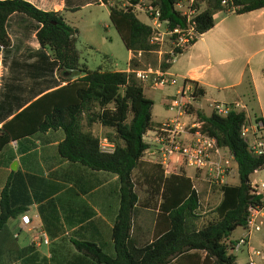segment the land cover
Masks as SVG:
<instances>
[{
	"label": "trees",
	"instance_id": "1",
	"mask_svg": "<svg viewBox=\"0 0 264 264\" xmlns=\"http://www.w3.org/2000/svg\"><path fill=\"white\" fill-rule=\"evenodd\" d=\"M101 1L108 6L111 24L125 48L132 53L128 61L129 71L103 69L101 66L90 69L86 64L79 63L77 30L65 21L61 12L42 11L25 0H0L2 48L10 45L5 29L6 19L12 13L24 14L39 24L37 41L40 46L50 49L59 71L70 74L67 78L77 76L66 85L43 95L4 124L3 130L9 131L0 134V146L14 136L9 125L34 110L37 114L28 122H34L36 130L63 129L65 138L58 145V151L64 158L92 170L117 175L120 202L112 230L115 256H108L90 242L75 241L78 250L100 264H168L171 258L178 259L191 251L196 252L192 256L193 264H237L233 254L237 238L232 239L231 233L240 227L244 229L251 210L264 204L263 193L252 189L249 179L251 174L264 169V155H254L240 136L242 124L250 120L244 110H231L224 116L195 111L200 130L213 137L221 150L231 154L236 164L238 183L218 186L221 193L219 202L210 213L202 215L200 194L193 189L189 178L183 174L168 177L158 174L149 182L150 193L160 198L157 223L160 224V219H163L167 224L147 246L137 248L132 244L129 230L138 202L132 173L148 148L143 136L151 128L153 106V101L143 92L144 84L136 78L133 70L144 67L146 63L167 70L173 58L184 50L174 48L173 55H170L169 47L159 59L157 51L160 47L150 40V26L137 18L132 7L122 8L111 5L109 0ZM127 1L136 4L141 0ZM142 1L158 9L160 20L169 29H184L192 25L198 36L214 26V15L218 12L243 14L264 8V0H194L196 14L188 21L186 16L174 9L178 0ZM170 38L173 39L174 35ZM137 52H141L140 57L136 56ZM193 85L196 87V83ZM195 92V97L202 95L199 88ZM56 96L66 100H51L46 115H43L44 109L40 106L36 108L45 97L55 99ZM82 113L87 123L96 122L103 128V137L114 145L112 153L99 151V138L81 124ZM7 217V212L0 215V230L5 226ZM199 251L205 252L203 259L197 254Z\"/></svg>",
	"mask_w": 264,
	"mask_h": 264
},
{
	"label": "crops",
	"instance_id": "2",
	"mask_svg": "<svg viewBox=\"0 0 264 264\" xmlns=\"http://www.w3.org/2000/svg\"><path fill=\"white\" fill-rule=\"evenodd\" d=\"M25 1L42 11L61 12L65 21L74 29L76 28L67 19L68 14L97 6L103 8L109 15L108 6L101 0ZM217 14L214 15L215 24L209 30L225 20V17H222L216 22ZM235 15L236 20L241 23L237 26V31L229 27L228 30L226 27L224 28L225 34L231 40L243 32L264 36V8ZM249 16L253 19L250 22L247 21ZM97 24L99 26L103 24V27H106L102 21ZM145 24L149 25V21ZM38 28V23L21 13H12L6 19L5 29L10 45L6 48L0 47V134L9 131L8 129L3 130V125L9 123L15 115L31 103L77 78L72 75L67 78L70 74L59 71L58 63L52 57L50 49L40 46L37 41L36 31ZM79 33L77 30L76 48L81 56V51L77 46ZM203 34L198 36L186 50L194 48L198 38ZM220 35L218 34L209 45L208 52L210 54H224L227 51L226 46L220 42ZM84 39L91 41L89 37ZM87 43V46L90 47V42ZM241 49L238 50L239 56H241ZM128 52L129 60L132 54L130 51ZM80 56L79 63H83ZM177 56L173 58L167 71L180 79H187L192 84L196 83V87L202 90V95L195 97L192 109L194 113L196 110L206 114L211 113V109L208 107L210 102L223 104L240 102L246 106L241 95H246L249 98L248 101H254L256 96L258 98V84L254 78L249 79L243 68L236 70L234 81L223 88L224 90L230 89L232 95L228 94V98L223 100L206 97L214 85L204 77L203 70L198 71L197 68H193L185 73L172 71V65ZM98 66L110 70H129L128 64L124 69L111 65L108 67L99 64ZM87 67L89 68V66ZM172 87V93H167L161 99L166 110L167 101L177 89L175 86ZM145 88H151V86H143V92L148 97ZM51 98L53 97H45L42 103L36 105V108L44 109L43 115L49 112L51 100H53L52 102L66 100L65 97ZM246 109L244 111L249 119L259 117L264 123L260 115L254 114L251 117ZM34 112V110L33 112L28 111L24 117H20L12 125L10 124L8 128L12 130L14 136H10L9 141L0 146V215L4 212L8 213L5 226L0 230V264H100L94 258L78 250L75 241L90 242L108 256H115L112 230L120 202V184L117 175L107 171L92 170L78 162L64 158L58 151V145L65 138L63 129L56 127L43 131L36 130V124L28 122L29 119L36 116L37 113ZM172 115L167 110L166 114L156 121H153L154 116L151 115V128L143 136V140L148 145H150L153 131ZM192 115V118L185 117V121L190 123L197 120L196 115ZM81 124L94 136H103V128L96 122L87 123L84 113H82ZM221 152L225 157H228V152L224 150ZM150 158L149 155L143 154L138 167L132 173L138 202L131 220L129 236L132 239V244L137 248L150 244L162 233V226L167 224L165 221L163 222V219H160V224L157 223L160 198L150 193L149 182L153 177L161 173L163 177L183 174L190 179L192 187H195L200 194L197 183L201 181V176L198 173L185 169L180 173L165 174L162 167ZM231 161L232 159H230V164ZM230 164L226 181L237 184L238 182L231 181L233 172ZM137 179H141L145 186V195L142 199L136 190L137 182L135 180ZM23 214H27L30 218L28 225L21 223L20 217ZM237 229H239L237 234L234 233L235 230L231 233L232 239L243 235L244 229ZM44 239L47 241L45 242ZM263 244L264 230L252 235L250 246L262 247ZM240 251L246 255L245 264H247V250L242 248ZM195 253L191 251L178 259L171 258L168 264H193L192 256ZM197 254L200 259H203L205 252L199 251ZM235 260L239 264L236 257Z\"/></svg>",
	"mask_w": 264,
	"mask_h": 264
},
{
	"label": "built area",
	"instance_id": "3",
	"mask_svg": "<svg viewBox=\"0 0 264 264\" xmlns=\"http://www.w3.org/2000/svg\"><path fill=\"white\" fill-rule=\"evenodd\" d=\"M193 1L178 0L174 4V9L186 16L189 21L196 14ZM126 3L127 6L132 7L134 12H142L148 19L151 30L150 40L160 47V50L157 51L159 55L162 51V45L167 42L171 47L169 54L173 55L174 48L186 50L191 42L198 37L192 25L184 29L178 27L169 29L165 22L160 20L158 9L150 6L146 1L141 0L136 4H131L128 1ZM173 35L174 38L171 39L170 37ZM140 55L141 52L136 53L137 57H140ZM133 71L138 80L153 88L176 86L178 84L177 77L174 74L159 67L146 65L144 68ZM196 88L187 79H182L180 85L166 103L167 110L172 112L173 115L153 131L150 145H148L144 154L149 155L150 160L160 165L165 174L180 173L182 170L190 169L198 173L201 180L209 186L218 187L227 183L226 178L232 156L229 154L228 157H225L221 153L222 150L217 146L215 139L200 130L199 121L196 119L190 123L185 121V117L192 118V114H195L191 109H193ZM208 107L211 112L222 116L231 110L245 109V106L240 102L231 104L210 102ZM240 136L254 155H264V123L259 117L245 121L241 126ZM98 138L99 151L112 153L113 143L103 136ZM250 186L256 192L263 193V181H250ZM193 189L197 191L195 187ZM20 220L23 225H28L30 218L27 214H23ZM263 230L264 204L262 207L251 210L244 227V233L237 238L233 247L235 252L240 251L242 248L247 250V264L264 263V244L262 247L250 246L252 235ZM44 241L47 240L44 239Z\"/></svg>",
	"mask_w": 264,
	"mask_h": 264
},
{
	"label": "rangeland",
	"instance_id": "4",
	"mask_svg": "<svg viewBox=\"0 0 264 264\" xmlns=\"http://www.w3.org/2000/svg\"><path fill=\"white\" fill-rule=\"evenodd\" d=\"M126 1L127 0H109V3L111 5L116 4L118 7L126 8ZM134 13L140 21L148 23V19L144 13L139 11ZM222 17H225V20L199 37L194 48H190L186 51L184 50L181 55L177 56L172 65V71L185 73L193 68H197L198 71L203 70L204 77L214 85V88L210 89L206 97L223 100L228 98V94L232 95L230 89L224 90L223 88L234 81V77L237 73L236 70L243 68L246 75L249 76V79L254 78L258 84V98L256 96L254 101H248L249 98L246 95H241L242 100L246 103L245 109L247 107L246 110L251 117H253L254 114H258L264 120V36L243 32L231 40L225 34L224 28L226 27V30H228L229 27L237 31V26L241 23L236 20V15L233 12H218L216 22ZM67 19L80 32L77 39V46L81 51L80 60L86 63L89 68H96L99 64L108 67L111 65L119 69L127 67L129 52L125 48L118 32L114 26H112L109 15L106 14L103 8L92 6L81 12L68 14ZM250 20H253L251 16H249L247 21L250 22ZM100 21L106 24L105 28L103 24L102 26L97 24ZM218 34H221L219 37L221 40L220 42L226 46L227 51L224 54H210L208 52V47ZM86 37L91 38V41L85 40L84 38ZM87 42H90V47L87 46ZM169 47L170 44L168 42L163 44L161 54L159 55L157 53V57L161 59ZM239 49H241V56H239ZM234 57H236L235 60ZM146 65L151 64L146 63L145 66ZM177 81L178 84L175 87L180 85L182 79L177 77ZM145 90L146 95L153 101V121L159 120V118L164 116L167 112L161 103V99L167 93H172L173 87H151L145 88ZM168 112L172 113L170 111ZM230 165L233 172L231 181L238 182L236 164L232 160ZM253 180L264 182V169L253 173L250 176V181ZM135 181L137 182L136 190L139 197L142 199L145 195V186L142 184L141 179ZM197 185L200 191V211L202 215H207L219 202L221 193L217 186H209L202 180L198 182ZM238 230L239 229L235 230L234 233L237 234ZM234 254L239 264H245L246 255L244 252H234Z\"/></svg>",
	"mask_w": 264,
	"mask_h": 264
}]
</instances>
